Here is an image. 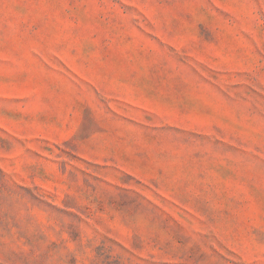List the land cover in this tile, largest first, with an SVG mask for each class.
Returning <instances> with one entry per match:
<instances>
[{"label":"rangeland","instance_id":"rangeland-1","mask_svg":"<svg viewBox=\"0 0 264 264\" xmlns=\"http://www.w3.org/2000/svg\"><path fill=\"white\" fill-rule=\"evenodd\" d=\"M0 264H264V0H0Z\"/></svg>","mask_w":264,"mask_h":264}]
</instances>
